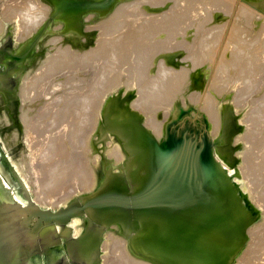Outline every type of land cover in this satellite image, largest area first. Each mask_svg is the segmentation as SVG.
Wrapping results in <instances>:
<instances>
[{
	"label": "rangeland",
	"instance_id": "rangeland-1",
	"mask_svg": "<svg viewBox=\"0 0 264 264\" xmlns=\"http://www.w3.org/2000/svg\"><path fill=\"white\" fill-rule=\"evenodd\" d=\"M151 1L153 0H148V1L147 0H26V1L25 0H15V1L14 0H6V1L4 0V2L3 1L0 2V185L5 195L9 196L10 198L20 203L24 207H29L30 206L29 202L31 201L32 203H34V206L41 211H48L50 213H56L59 210L67 209L69 207H72L75 204L82 205V204H85L86 202L94 200L93 195L95 196V194L93 193L95 192L97 193L99 192V189L103 188L102 186L104 185L105 178L109 176L111 172L114 175L113 176L114 179L112 180V182L114 180H119L120 178L124 179L126 182L129 181L130 178L137 179L135 183L136 185L138 183L137 186L135 187L133 186L132 188L131 186L127 184L128 187L126 188V191L122 193H125L124 199L126 197L131 196L130 200L125 199L128 209L129 207L131 208L129 209L130 210L129 219L130 220L139 219L144 224L141 222H137L138 226L137 225L136 226L138 228L137 227L136 228L126 227L125 228L122 225L121 227H119L118 233L123 235L126 239H128L130 244L134 242L135 244L142 245L141 242L144 241V239L147 240L152 234V232L151 230L147 229L148 222H146V226H145V222H144L145 220L143 221V217H141L140 215H136V211L139 209V207L135 204L136 199L133 197H137L138 195L140 196V194L142 193H149V190H151L150 183L152 182V180L150 178L154 177L153 172L155 171V168L157 169L156 167L157 165L153 166L154 165L153 161L156 160V156L162 155L164 150H167L168 148L172 146H175V145L181 146L183 144L186 154L181 159L182 161L187 162L188 166H191L190 161H193L194 159V156H193V154L195 155L194 152L195 151L198 152L200 149L204 153V156L205 155L207 156L209 164L211 165L212 168H214L215 165L216 166L218 165L220 167L222 171V175L220 177H222L225 180V181L224 180H221V181L224 183L226 188L229 190L233 188L236 191L235 200L233 198H230L231 200L230 199L229 200L232 201L234 205L236 206V209L238 212V218H240L241 223H242L239 229L240 232H239V238L237 242L235 243L233 249L227 255L224 262L220 264H237L239 260L241 259V256L243 255V253H245V251H247L246 254L248 253V255L249 254L253 255V260H252V256H250L252 262L253 261L257 262L260 256H261V259L264 258V256L262 257V255L264 254L262 252L264 249V247L262 248V246H264V242H263L264 238H261V236L262 237L264 236V210H263L264 209V203H263L264 202V196H263L264 195L263 193L264 192V176H263L264 175V161H263L264 160V152H263L264 145L261 146L263 151L260 149L261 148L260 147L258 148L259 151H257V154H256V155H260L258 156V159L256 158L257 161H259L260 159L262 162L259 163L260 162L259 161L256 164V161H252L254 166L251 164L252 162L247 163L245 156H248V155H246L245 153L246 152H248L247 154L250 153L249 151H251L252 149L254 139H257L258 137H262L264 139V134L262 135V133H264V125H263L264 119L262 118L264 117L263 116L264 111L260 112L262 107L264 109V104H263L264 103L263 101L264 100V75H263L264 74V60L262 59L264 57V0H222V2L221 0H216V1L215 0H200V1L196 0L198 3L197 2L195 3L197 4L194 3L195 0H193V2L192 0H188V1L187 0H154L155 2H151ZM26 2L29 5H26L27 4ZM8 3L11 7L8 5ZM22 6H24L23 8H26L27 6L28 10L32 12L33 15H36V16L39 15L40 17L39 18L40 22L36 24L37 26L34 25L33 28L30 26L31 28H29L30 29L29 31L25 29H24L25 31L23 30V28H25L26 26V23L24 22L25 13H22V11L24 10L23 8H21ZM28 6H30L31 8L29 9ZM206 6L208 7L206 8ZM198 7H201V8L203 7L204 10H202L203 8L201 9ZM240 7L243 8L242 10L246 12H243V11L240 12ZM6 8L7 10L10 8L9 10L11 13L14 14V16L13 15L11 16L9 12L6 13L7 11ZM45 8H47L46 9L47 12L44 11ZM4 9L5 11H3ZM26 10L25 12L28 11ZM136 11L137 13H135ZM44 12L46 16L44 15ZM171 12L173 15L171 14ZM238 12L239 14L240 13L241 14L238 15L237 14ZM249 13L250 15H248ZM1 14L3 15L2 17H1ZM8 14L11 17H9ZM133 15H136L134 17V20H133ZM4 16L5 18L8 16V18L5 19ZM245 16H247V18H245ZM137 19L139 22L137 21ZM140 19L143 20V22ZM129 21L136 23L139 26V28L141 27L140 22H142L144 28L151 23V25L148 26L150 29L147 27L149 29L148 31L149 37L152 36L151 39L154 38L153 40L155 41L162 40V47L158 48L157 50L150 51V53H148L149 56L147 55V58H145L146 60L144 59L146 65H144V63L141 65L142 71L140 69L135 70L134 68L133 69L137 72L132 70L131 67L133 65V60L130 58L132 55H129L130 57L127 56L130 59L128 58V60H126L127 62L126 61L124 62V64L126 65L123 67L124 71L122 69H120V71H115L116 69L114 70V68L116 66L113 68V65H114L113 63L115 61L117 62L115 57L118 53L116 52H118L122 47L124 48L125 41L127 42L131 39L133 40L135 36L137 35V34L135 35L132 33L133 32L136 33V30H137L136 28L138 26L135 28V25ZM145 21L147 25L145 24ZM242 22H244V25L242 24ZM247 22L249 24H247ZM22 24H24L25 26ZM246 24L248 26H246ZM244 26L245 28H243ZM172 27L175 29L177 28L174 31L175 35L173 36L175 43L173 42L172 44L169 45V43L171 42H168L167 37L165 36H167L168 28L170 29ZM230 28H232L231 29L232 31L230 30ZM141 29L142 27L139 30ZM239 29H242V30L239 31ZM143 30H141L140 32L138 31L139 32L138 34H140L141 32H142L141 34L145 33ZM218 30L220 31V34H218L219 33ZM227 32L229 33V35ZM232 33L234 35H232ZM240 33H244L241 35L242 37H240ZM129 35H134V36L130 37ZM218 35L220 36V38L218 37V40H217L216 38ZM236 38L238 39L242 38V40H246V42L249 44L252 42L253 44L251 45L255 47V50L252 46H251L252 49L240 48L239 46L241 45L237 46L238 44L235 42V40L238 41V39ZM210 39L213 40V42L210 41ZM214 39H216V41ZM248 39H252L253 41L248 40ZM206 40L208 42L209 41L211 42L210 47L206 46V44L208 43ZM230 40L234 42H231ZM163 41L165 43L164 45H163ZM205 41H206V44H205ZM228 41L231 45L236 43L237 44V45L235 44L236 46L233 45L236 49L232 47L228 43ZM106 42L110 43V45ZM258 42H262V43L259 44ZM227 44L229 45V47H226ZM105 46H107L106 48L108 49H106ZM200 46H202V49ZM115 47L116 49H114ZM97 48L99 51L97 50ZM91 49L93 50L91 51ZM232 49L234 50L238 49V51L241 49L242 51H244L246 56L250 55V57H253V55H255L254 57H256L257 55L258 57H260L259 58L260 62L258 60L259 63L257 62L255 64L256 65L262 64V65L261 66L259 65L258 67V65L256 66L254 64L256 67L254 65H253L254 67L252 66L253 72L248 73L249 75L244 73L243 75L238 77V74H237L238 70L246 66L243 63L246 62L247 64L246 59H248L247 57L245 58V55H243L244 53L240 52V54H242V59L241 58L239 59L241 60V62H243L242 63L243 65L240 64L241 62L238 60V64H237L238 66L236 65L235 66L236 68L232 66L235 68V70L238 67L236 72L233 70L234 68L230 66L227 69L228 70L227 72L217 73V70L215 68H217V63L220 60L221 54L223 53V51H225L226 54L224 56L229 57L228 54L231 52ZM195 50L196 52H194ZM257 50H260V51L258 52ZM59 52H60V55H59ZM66 53L69 55H67ZM247 53L249 54L247 55ZM56 54L59 56V58ZM259 54L262 56H259ZM197 55L198 56L201 55V57L200 58L196 57ZM137 56L138 58H140L139 54L133 55L132 58L136 59ZM239 56L241 57V55ZM54 57L55 58L57 57V59H54ZM110 57H113L114 59ZM258 57H256V59H258ZM50 58L54 59L55 61L57 60L56 62L57 66L53 65L54 60L51 59L53 61L52 62ZM68 58L70 59V61ZM98 58H100L101 60ZM193 58H196L198 61ZM99 60L102 62V64L101 62H99ZM113 60L114 62H112ZM193 60L196 62H193ZM261 60H263V62ZM46 61L48 62L47 63L48 65H46L45 68L41 69L42 65L44 66V64H46ZM50 61H51V65H53L54 67L50 66ZM110 61L112 63H110ZM239 65L241 67H239ZM127 66L129 69H127ZM51 67L54 68V71L50 69ZM262 68H263V71H262ZM165 69H167L168 71L167 70L165 71ZM43 70L45 73H42ZM50 70H52L51 76L49 74ZM130 70H132V73H130ZM139 70L141 71L142 77L139 76L140 74ZM254 70L257 72H260L261 74L254 72ZM94 71H97V72L94 73ZM105 71H108V72H105ZM55 72L56 74H53ZM169 72H172L171 75H169L170 74ZM177 72L179 74L178 75L179 77L176 76ZM34 73L36 75L39 73L38 74L39 76L34 75ZM41 73L44 75V79ZM112 73L114 74L118 73V77H117L118 80H116V82H113V85L111 87H108L110 85V82L108 79L111 75H113ZM102 74L103 76H101ZM45 75H48V76H45ZM137 75H138V78H137ZM32 76L34 78L36 77L34 79V82L32 83L33 86H31L32 84L27 85L28 83L30 84V82L33 81ZM126 76L128 78H126ZM175 76L178 77V81L175 82V85L171 87V91L169 92L170 94H168V97L164 100L166 103L163 101L166 104L165 105L163 103V105H165L166 108L163 105L162 106L164 108H161L160 104L157 101H155L156 97L154 96L158 93L159 90H160L159 96L163 95L162 91L164 92L166 90L165 86L168 85V84L166 85V83H168L167 81L169 80L168 78L171 79L172 77H175ZM251 76L254 77L253 80L250 79L252 78ZM37 77L39 80L37 79ZM41 77L43 81L40 79ZM162 77L163 79H161ZM46 79L48 80L46 81ZM101 79L104 82H102ZM138 79L141 82L138 81L139 82L138 83L137 82ZM155 79L157 81H154ZM35 80H38L39 82L41 80L43 84L41 82L40 84H38L39 82H36ZM99 81L102 82V85L103 83H105V86H102L104 87V89H100V91H98L99 87L97 85V82L99 85H101L100 84L101 82ZM152 82L154 83V85L160 82L158 83L160 86L157 84L159 88H157L158 87L157 85L153 87ZM245 82H247V85L248 84L250 85L247 86ZM64 83L67 85H64ZM36 84L40 85V88L37 87ZM26 86L27 87L31 86V87L30 88L28 87V90H27ZM34 86H36V88H33ZM86 86L88 90L84 89L86 88ZM254 86L257 88H255ZM51 87L53 90L51 89ZM96 87L98 89L97 91L95 90ZM102 87L100 86V88ZM144 87L146 90L144 89ZM216 87L218 88L216 89ZM250 87L252 89L254 88L255 89L251 90ZM31 88H33V90ZM162 88L165 90H163ZM30 89L31 91L28 93L27 91H29ZM89 89L91 91H89ZM142 89H144V92ZM48 90H49L48 92L49 95L46 94ZM95 92H96V97L94 98H96L95 101L96 100L97 101L94 103L95 105H93L95 111L94 112L92 111V114H94L93 115L94 118L96 117V120L92 121L94 122L92 123L94 125V128H93V125L90 124L91 128L93 129H90L89 130L90 132L88 131V129H86L88 133H86L87 132L86 131L85 132L86 134H82L83 136L85 135L84 136L85 139L87 138L86 141L85 139H83L81 134L78 135L79 141H76V144H75L76 148L73 146L70 138L68 139L70 140L73 148H70L69 144L67 143H66L67 146L65 145V143L63 144L65 145V147L63 146L64 151H67L65 149L68 148L69 151L72 149H75L73 151L76 152V151H79L80 148L82 149L84 145L83 141L86 142L84 146L85 148H83L80 152L84 154L86 153L85 155L83 154L81 161L83 160V158H85L84 160H86L87 162L85 161L86 163H83V164L87 166H84L82 163L81 164H82V167L83 166L86 167L84 169H87V167L88 169L91 168L89 171L93 172V174L96 175L95 181L89 187L90 190L89 188L86 191L83 190V185H81V188L80 186L77 188V184L78 183L80 184L79 181H81V184H84V182H86V178H84L86 177L85 173H83L84 175L80 174L79 177L81 178H77L79 181H76L78 183L74 185L75 188H73L74 190L77 188L76 191L73 192L74 195L72 194V191H74L72 189H71L72 190L71 192L70 191H67L68 193L63 192L64 194L65 193L67 194H66V197L62 199V201L63 200L66 201V198L69 196L67 198V201H70V202L67 205V207L66 206L58 207V204L51 206V207L47 205L41 206L40 204H37L35 202V196H34L37 192L40 191L39 193L42 194L48 189L45 186L44 188L46 189L42 188L43 184L46 183L45 181H47V179H45L43 183L42 179L45 177L48 178L47 177L48 174L46 173L47 171H45L47 170L46 167L44 166L46 164L43 165V158L41 157L44 154L42 155L41 152L44 153V151L46 150L45 146L49 145L48 143H49L50 135H52L51 132L53 131L54 126L57 127L56 130L54 131L59 132L58 128L60 127L62 128V129L60 128L62 135L66 134V132L68 131L67 130L68 125L66 123L68 122L66 121L67 118L65 119L66 122L64 121V117L63 118L61 117L62 120L61 118H59L60 116L66 115V114L61 113L62 111L63 113H65L64 109L62 110L61 107L64 108L67 105L65 109H67L68 107L72 108L74 106L73 104L75 105L78 104L80 106L81 103L79 104V102L83 101L85 98H88V96L89 97L91 95L94 96L93 94ZM98 92L99 93L101 92V94H99ZM149 95L150 96L152 95V96L149 97ZM244 95H247V96H244ZM80 96L82 99L79 98ZM159 96H157L156 100H158ZM144 97L148 99L146 100ZM74 98L75 99L77 98L76 99L77 103H74L75 102ZM209 98L211 99L212 105L213 106L216 105V108H218L220 112L222 110H228L229 114L231 113L230 116H232L230 119L227 120L228 123L226 127H223L224 126L223 121L221 120L219 124H217V127H216L217 130L215 129L216 132L215 130H212L213 132L211 133H210V129H211L210 124L204 119H202L203 117H205L204 110L206 109V105H208L207 103L208 101L205 102L206 104H203V101L204 99L208 100ZM65 99L66 101L73 100V104H71L72 101L71 102L69 101L67 103L66 101H64ZM53 100L56 104L53 102ZM56 100L57 101L60 100V101L56 102ZM152 100H153V103H152L153 105H151L152 106L151 108V106L149 105V102L151 103ZM47 101H50L51 103L50 102L48 103ZM137 101H139V103ZM144 101L149 105L148 106L149 109H146L147 106L145 108V105L147 104ZM46 102L50 106H47ZM98 102L100 103L98 104ZM154 102L158 103V107H157V104L156 105L154 104ZM110 103L116 104L117 106L116 105L115 106L118 108L115 107V109L113 110V113H111L112 111H110L109 113H106L107 107L109 106ZM141 103L145 105H142ZM44 104L46 106H44ZM61 104L62 105L64 104V106H62ZM69 104L70 106L71 105L73 106L70 107ZM140 104L142 105V109L140 108L141 106ZM43 106L45 107L44 110L42 109ZM51 106H52V109H51ZM46 107H50V109L49 108L46 109ZM58 107H59L58 111H60V113L57 112ZM150 108L152 109V111ZM153 108H154V111H153ZM45 110L46 112H44ZM142 110L143 112H140ZM147 110H148V113H147ZM54 112L56 114L58 113L61 115H58V114L56 115ZM40 113H41L40 116L42 118L39 116ZM43 113H45V115ZM143 113L147 114V116L144 115ZM149 113L150 114L152 113L151 117ZM178 113H180L179 116H177ZM260 113H263V114H260ZM50 114L53 115L51 116L53 123L55 122L57 124V122H60L58 124H61V126L56 125L55 123L54 125L52 123ZM152 115H154L155 118ZM54 117H56L57 120L59 121H57L56 119L55 121L53 119ZM72 117L74 116L70 117V114H68V120L69 119L72 120ZM146 117L149 118L151 122L153 121V119L154 121L156 120L157 122L159 121L162 122V123L161 122L157 123L155 121V123H157L156 126H159V128H161L157 132V133L160 132L159 134H156V132L154 133L153 132L154 130H152V128H150L149 130V128L146 127L148 123H151L149 119L145 120ZM75 119L76 117L73 118L74 121ZM114 120L117 122H114ZM23 121L24 123L30 121L32 127H30L31 126L30 122L25 123L24 125ZM33 121L36 122V124H34ZM131 122L137 124L138 126L131 125ZM49 123L50 125L51 124L52 125L49 126L48 128L47 126L49 125ZM160 123H161V126H160ZM229 123L232 124L230 127H229ZM259 123L261 126L263 125L262 126L263 129L260 127ZM27 126L30 127L29 129L33 127L36 128V129L33 128V131L31 130L33 134L32 136H31V131L27 129L28 128ZM133 126L134 128H138L137 130H139L140 132H143V134L146 137L145 140L141 139L140 142L136 144L135 137L133 138V135L131 137V135L129 134L130 132L131 134L135 133L133 131L135 130L133 129ZM63 127H64V130H63ZM124 128H127L129 132L127 131V129L124 130ZM42 129H47L45 130L47 132H48V129H50L49 130L50 135H49V132L47 134ZM260 129H262V131ZM38 132H39V135H38ZM41 132L44 134L46 133L45 134L46 136L44 134L40 135ZM257 132L258 133L260 132V133L258 134ZM58 134H61V133H58ZM35 135L38 137H36ZM125 135L126 136L128 135V136L125 137ZM80 137H82L81 142H80ZM122 137H124V139ZM34 138L35 139L38 138L37 139L38 141L37 140L35 141ZM44 138L46 139V141L44 140ZM32 139L34 141L33 142L34 145L32 146L35 147L36 146L35 144L37 143V147H35L36 149L34 147H31ZM39 140L42 141V144L46 142L44 145L40 144L41 147H45V148H41V150L43 149V151L39 150L40 154L36 152L40 148L39 143H41V141ZM64 140L67 142L69 141L67 140V138L65 139V137L63 139V142ZM77 142L78 143L80 142L81 144L80 143L79 144L81 146L78 145ZM255 142L256 140L254 141V143ZM77 146L80 148H77ZM87 146H88V151L83 152V150L85 149L87 150L86 148ZM31 149L33 150V152ZM116 149L117 150L119 149L118 151L121 152V154H119V152L118 154H116V151H117ZM69 151L68 153L70 152L74 153L73 151H70V152ZM76 153H74L73 155L77 156L79 154L77 153L76 155ZM81 153L79 154V157L80 155L82 156ZM107 153L109 156L106 155ZM190 153L192 154L191 156L188 157ZM114 154H115V157H113ZM36 155H38V158L36 157ZM116 155H118V157ZM136 155L137 156L140 155V157L142 156L140 158L142 161L139 159L140 161L137 162L138 164H134V160L135 158H137ZM84 156H87V157L90 156V157L87 158ZM92 157L93 159L95 158L94 159L95 161L91 159ZM39 158H40V163L42 161L41 164L43 166L39 163V160H37ZM116 158L118 161L116 160ZM76 160H77V157H76ZM79 160L80 159L78 158V163H80ZM34 162H36V165L39 163L38 167L39 165H41L40 168L45 167V170H42L43 178L39 177V174L40 176L42 175L41 174L42 171H40V169L37 168L36 165L34 166ZM209 164L207 163L208 167H209ZM255 165L256 167L258 166L260 168L258 167L256 168ZM251 166H253L254 168L252 167L249 169V167ZM35 167H36V170H35V175H34V173H32L31 171L34 172L33 168ZM252 169L255 172H253ZM152 170L153 172H151ZM259 170L260 171L263 170V172H261L263 173L262 176H261V173H259ZM36 171L41 181L40 183L41 188L44 191L40 187L39 188L41 190H39V188L37 187V184L40 181L37 180L36 178L37 177ZM39 171L40 173L38 174ZM214 171L216 172V170ZM251 171L253 172L251 173V176L253 177V179L252 177H249V178L246 177V173L251 172ZM45 174H47V176ZM179 174H181V172H178L177 174V176L180 178L181 175ZM254 174L255 175L259 174V176H255ZM81 175H83L84 177ZM35 179H36V182L38 183L35 182ZM82 179L84 180L83 183H82ZM258 179H260L261 181H259ZM252 180H254L255 182L252 183ZM256 182H258L259 184ZM86 183L84 184V188L86 187ZM218 183H221V182L218 181ZM217 187L218 189H220V186H217ZM35 189H38L39 191ZM117 190H114V191H117ZM64 194L63 196H65ZM28 199L30 200L29 202H27ZM131 199L134 204L130 203ZM56 200L60 201L61 200L60 196L55 197V201ZM255 200L256 202H254ZM260 200H262L263 202L262 201L260 202ZM88 209L90 210L93 208L88 207L86 209L79 211L78 214H82L83 212L86 213L88 212L87 211ZM241 209H242V214H240ZM78 214L76 213L72 215L65 222H61V221L52 222L47 219L46 221L50 222L56 227H58L59 225L61 227L66 228L67 231L65 232L67 233V236L70 240V238L74 239L75 234L77 233V227L73 219ZM115 215L116 216H112V215L110 216L108 214V217H110L109 219L111 221L107 223H110V226L111 225L116 226L117 224L119 225L118 218L122 216L118 215L117 212ZM94 220H96V222H94ZM104 221H105V218L102 219L96 216V219L94 218L92 222V224L94 223V225H96V228H100V230L102 231V234L103 232H105L106 229H109V227L106 226L105 224L106 222ZM102 234H99L98 236V239H97L98 245L96 244L97 246H94L95 247L94 253L97 254L96 256L97 259H95V263L93 264H102V259H101L102 255L106 254L105 253L106 251H103L101 249L102 243L104 242V238L102 237ZM254 243H256V245ZM257 243H259V245H257ZM249 244H251L252 246H250ZM260 245H262L261 248L259 247ZM256 246H258L259 248L258 247L256 248ZM250 247H253V248H250ZM142 250L145 251L146 249H144L143 247ZM248 250H252L250 251L252 253H249ZM101 251L102 253L103 252L104 253L102 254ZM134 253L138 256L145 257L140 251L138 252L136 250L134 251ZM258 256L259 258H257ZM145 258L149 259V257H145ZM263 260L262 262L264 263ZM152 261L154 262V264H162V263H156L153 259ZM172 261L178 262L175 259H173ZM78 262L79 264H87V263H82L80 261ZM182 262L183 263H174V264H190L191 263L189 260H184ZM255 264H258V263H255ZM259 264H261V261H259Z\"/></svg>",
	"mask_w": 264,
	"mask_h": 264
},
{
	"label": "bare ground",
	"instance_id": "bare-ground-1",
	"mask_svg": "<svg viewBox=\"0 0 264 264\" xmlns=\"http://www.w3.org/2000/svg\"><path fill=\"white\" fill-rule=\"evenodd\" d=\"M4 2V0H0V2ZM6 1V0H5ZM15 1V0H14ZM26 1V0H25ZM148 1V0H147ZM188 1V0H187ZM200 1V0H199ZM216 1V0H215ZM144 2V1H143ZM151 2H155L154 0L153 1H151ZM190 2V1H189ZM192 2H193V0H192ZM195 2H197L196 0L194 1V3ZM202 2V1H201ZM201 2H200V4H201ZM205 2H207V1H205ZM221 2H222V0H221ZM10 3V2H9ZM9 3H8V5H9ZM27 3V2H26ZM148 3V2H147ZM198 3V2H197ZM197 3H195V4H197ZM227 3V2H226ZM6 4V3H5ZM19 4H21V3H19ZM199 4V5H200ZM212 4H214V3H212ZM229 4H230V2H229ZM26 5H29L28 3L26 4ZM204 5V4H203ZM206 5V4H205ZM216 5V4H215ZM226 5V4H225ZM242 5V4H241ZM6 6V5H5ZM4 6V7H5ZM10 6V5H9ZM15 6V5H14ZM25 6V5H24ZM24 6H22L21 8H23ZM191 6V5H190ZM196 6V5H195ZM198 6V5H197ZM201 6H202V4H201ZM11 7V6H10ZM17 7V6H16ZM29 7V9L31 8L30 6H28ZM204 7V6H203ZM202 7V8H203ZM208 6H206V8H207ZM227 7V6H226ZM242 7V6H241ZM240 7V12L241 11H243V12H246V11H244V10H242L243 8H241ZM247 7V6H246ZM192 8V7H191ZM190 8V9H191ZM196 8V7H195ZM198 8H201V7H198ZM201 8V9H202ZM206 8H205V10H206ZM3 9V8H2ZM10 9V8H9ZM7 10V8H6V13H8L9 12V14L12 16H14V14L13 13H11L10 12V10ZM15 9V8H14ZM13 9V10H14ZM18 9V8H17ZM24 10V12L22 11V13H25L24 14V22L26 23V26L24 25V24H22V25H24L25 26V28H23L22 26V28H23V30L25 29V30H27V31H29L30 29L29 28H33V26L34 25H36V24H38L39 22H40V17H39V15L38 16H36V15H33V13L32 12H30L29 10H28V8H27V6H26V8H23ZM28 11H27V10ZM46 9L47 8H45V10L44 11H46ZM181 9H183V8H181ZM188 9V8H187ZM25 10L27 11V12H25ZM174 10H176V9H174ZM178 10V9H177ZM195 10V9H194ZM202 10H204V8L202 9ZM239 10V9H238ZM246 10V9H245ZM249 10V9H248ZM3 11H5V9L3 10ZM20 11V10H19ZM179 11H180V9H179ZM186 11V10H185ZM190 11V10H189ZM13 12V11H12ZM47 12V11H46ZM191 12H192V10H191ZM197 12H198V10H197ZM203 12V11H202ZM229 12V11H228ZM242 12V13H243ZM251 12V11H250ZM135 13H137V11L135 12ZM134 13V14H135ZM174 13V12H173ZM181 13V12H180ZM248 13V12H247ZM8 14V15H9ZM139 14V13H138ZM171 14H172V12H171ZM176 14V13H175ZM187 14V13H186ZM235 14V13H234ZM238 15H240L239 14V12L237 13ZM9 15V17H11ZM42 15V14H41ZM44 15H45V12H44ZM173 15V14H172ZM180 15V14H179ZM191 15V14H190ZM196 15V14H195ZM236 15V14H235ZM244 15V14H243ZM248 15H250V13L248 14ZM247 15V16H248ZM3 15L1 14V17H2ZM46 16V15H45ZM136 15H133V20H134V17H135ZM170 16V15H169ZM247 16H245V18H247ZM130 17V16H129ZM174 17V16H173ZM4 18H5V16H4ZM8 18V16L5 18V19H7ZM44 18V17H43ZM190 18V17H189ZM194 18V17H193ZM250 18V17H249ZM124 19H125V17H124ZM186 19V18H185ZM132 20V21H133ZM136 20V19H135ZM141 20V19H140ZM145 20V19H144ZM171 20V19H170ZM249 20V19H248ZM1 21H3V20H1ZM124 21V20H123ZM137 21H138V19H137ZM142 22H143V20H141ZM163 21H165V20H163ZM167 21V20H166ZM184 21V20H183ZM247 21V20H246ZM253 21V20H252ZM129 22H131V21H129ZM134 22V21H133ZM133 22H131V23H133ZM139 22V21H138ZM137 22V23H138ZM142 22H140V26L142 27V29L141 30H143V24H142ZM22 23V22H21ZM149 23V22H148ZM163 23V22H162ZM180 23V22H179ZM134 25H135V28L138 26L136 23H133ZM132 24V25H133ZM139 24V23H138ZM145 24H146V21H145ZM177 24V23H176ZM242 24L244 25V22H242ZM247 24H249L248 22H247ZM246 24V26H248ZM129 25V24H128ZM147 25V24H146ZM149 25H151V23L149 24ZM148 25V26H149ZM189 25V24H188ZM31 26V27H30ZM37 26V25H36ZM148 26H146L145 28H144V32L145 33H143V34H138L141 30H139L140 28H139V26L136 28L137 30H136V33L135 32H133L132 34H137L136 36H135V38L132 40H129V41H125V46H124V48L122 47L118 52H116V53H118L117 55H116V60H117V62L115 63L114 62V60L112 61V62H114L113 64V68H114V70L115 71H120V69H122L123 70V67L124 66H126L125 64H124V62L126 61V60H128V58L130 57L129 55H138L139 54V57L140 58H138V56H137V58L136 59H134V58H132V56L130 57L132 60H133V65L132 64H130V65H132V67L131 66H129V67H131L132 68V70L133 71H135V70H137V69H140L141 71H142V68H141V65L144 63V65H146L145 64V61H144V59L145 58H147V55H148V53H150V51H154V50H157L158 48H160V47H162V40H157V41H155V40H153V39H151L152 38V36L151 37H149V27ZM157 26V25H156ZM222 26V25H221ZM232 26H234V25H232ZM253 26V25H252ZM128 27V26H127ZM149 29H148V28ZM152 27V26H151ZM242 27V26H241ZM153 28V27H152ZM159 28V27H158ZM185 28V27H184ZM235 28V27H234ZM243 28H245V26L243 27ZM242 28V29H243ZM256 28V27H255ZM177 29V28H176ZM175 28H168V32H167V36H165V37H167V41L168 42H171V43H169V45L170 44H172L173 42H174V35H175V30H176ZM222 29V28H221ZM232 28H230V30H231ZM242 29H239V31L240 30H242ZM24 30V31H25ZM129 30H131V29H129ZM223 30V29H222ZM139 31V32H138ZM165 31H166V29H165ZM178 31V30H177ZM219 31V30H218ZM217 31V32H218ZM232 31V30H231ZM234 31H235V29H234ZM245 31V30H244ZM151 32V31H150ZM155 32V31H154ZM153 32V33H154ZM174 32V33H173ZM222 32V31H221ZM249 32H251V31H249ZM122 33V32H121ZM210 33V32H209ZM228 33V32H227ZM123 34V33H122ZM128 34H130V33H128ZM145 34H146V36H145ZM155 34V33H154ZM211 34V33H210ZM209 34V35H210ZM217 34V33H216ZM218 34H220V31H219V33ZM237 34V33H236ZM242 34H244V33H240V37H242L241 35ZM248 34V33H247ZM125 35V34H124ZM166 35V34H165ZM209 35H208V37H209ZM228 35H229V33H228ZM232 35H234L233 33H232ZM239 35V34H238ZM254 35V34H253ZM121 36V35H120ZM130 37L131 36H134V35H129ZM250 36V35H249ZM153 37H155V36H153ZM218 37L220 38V36L218 35L217 36V40H218ZM230 37V36H229ZM236 37H238V36H236ZM257 37V36H256ZM124 38H125V36H124ZM133 38V37H132ZM207 38V37H206ZM231 38V37H230ZM244 38V37H243ZM252 38V37H251ZM140 39H142V40H140ZM165 39V38H164ZM204 39H205V37H204ZM216 39H214L215 41H216ZM233 39H234V37H233ZM236 39H238V38H236ZM246 39V38H245ZM128 40V39H127ZM202 40V39H201ZM248 40H252V39H248ZM207 41V40H206ZM206 41H205V44H206ZM210 41H212L213 42V40H211L210 39ZM209 41V42H210ZM214 41V42H215ZM231 41V40H230ZM253 41V40H252ZM255 41V40H254ZM259 41V40H258ZM261 41V40H260ZM208 42V41H207ZM207 43L206 44V46L208 47H210L211 46V42L210 43ZM231 42H234V41H231ZM235 42L238 44H236V43H234V44H230L229 43V41H228V43L232 46V47H234L233 45H237V46H239V45H241V46H239L240 48H245V49H252V45L251 44H253L252 42L249 44V43H247L246 42V40H242V38H239L238 39V41L237 40H235ZM249 42V41H248ZM257 42V41H256ZM106 43H108V42H106ZM175 43V42H174ZM201 43V42H200ZM217 43H218V41H217ZM216 43V44H217ZM259 44L260 43H262V42H258ZM109 45H110V43H108ZM165 43H164V41H163V45H164ZM168 44V43H167ZM213 44V43H212ZM216 44H214V45H216ZM255 44V43H254ZM105 45V44H104ZM177 45V44H176ZM179 45H180V43H179ZM203 45V44H202ZM235 45V46H236ZM261 45H263V44H261ZM261 45H259V46H261ZM206 46H204V47H206ZM230 46V47H231ZM252 46V47H251ZM107 46H105V48H106ZM114 47V46H113ZM112 47V48H113ZM201 47V49H202V46H200ZM226 47H229V45L227 44L226 45ZM256 47H257V45H256ZM235 48V47H234ZM254 48V50H255V47H253ZM106 49H108V48H106ZM114 49H116V47L114 48ZM200 49V50H201ZM236 49V48H235ZM257 49H259V48H257ZM93 49H91V51H92ZM97 50H98V48H97ZM234 49H232L231 50V52L228 54L229 55V57H225L224 55L226 54V52L225 51H223V53L221 54V56H220V60H219V62L217 63V68H215L216 70H217V73H225V72H227L228 70V68L231 66H236L237 64H238V60L241 62V60L239 59V58H241L242 59V54H240V52L241 53H244V51H242L241 49L238 51V49L237 50H234ZM253 50V51H254ZM261 50V49H260ZM260 50H257L258 52L260 51ZM62 51V50H61ZM99 51V50H98ZM108 51V50H107ZM110 51V50H109ZM116 51V50H115ZM199 51V50H198ZM103 52H104V50H103ZM194 52H196V50L194 51ZM203 52V51H202ZM247 52V51H246ZM250 52V51H249ZM255 52V51H254ZM100 53V52H99ZM138 53V54H137ZM253 53V52H252ZM261 53V52H260ZM67 54V53H66ZM106 54V53H105ZM199 54H201V53H199ZM249 53H247V55H248ZM258 54V53H257ZM57 55V54H56ZM55 55V56H56ZM59 55H60V52H59ZM67 55H69V54H67ZM73 55V54H72ZM75 55V54H74ZM100 55V54H99ZM196 55V54H195ZM194 55V56H195ZM239 55H241V57L239 56ZM243 55H245V58L247 57L248 59H246V61H247V64H246V62L245 63H243V62H241L240 64H245L246 66H244V68L242 67V69L240 68L239 70H238V72H237V74H238V77H240L241 75H243L244 73L245 74H248V73H250V72H253V67L256 65L255 63H257L258 62V60H259V58L260 57H258L257 55H256V57H258V59H256V57H254L255 55H253V57H250V55L249 56H246V54L244 53ZM252 55V54H251ZM58 56V55H57ZM83 56H85V55H83ZM89 56V55H88ZM87 56V57H88ZM96 56V55H95ZM98 56V55H97ZM105 56V55H104ZM110 56V55H109ZM108 56V57H109ZM111 56H112V54H111ZM127 56H129V57H127ZM149 56V55H148ZM259 56H262V55H260L259 54ZM52 57V56H51ZM64 57H65V55H64ZM69 57V56H68ZM77 57V56H76ZM91 57V56H90ZM92 57H94V56H92ZM103 57V56H102ZM107 57V56H106ZM193 57V56H192ZM196 57H201V55L200 56H196ZM58 58H59V56H58ZM83 58V57H82ZM94 58H96V57H94ZM110 58H112V59H114L113 57H110ZM129 58V59H130ZM244 58V57H243ZM244 58V59H245ZM52 58H50V60H51ZM54 59H57V57L55 58L54 57ZM54 59H52V60H54ZM69 59V58H68ZM88 59V58H87ZM98 59H100V58H98ZM193 59H196V58H193ZM229 59V60H228ZM263 60H264V57L262 58ZM51 60V61H52ZM73 60V59H72ZM77 60V59H76ZM101 60V59H100ZM99 60V62H101ZM106 60H107V58H106ZM146 60V59H145ZM197 60V59H196ZM200 60V59H199ZM263 60H261L262 62H263ZM47 61H48V59H47ZM46 61V64H44V66L42 65V68L41 69H43V68H45V66L46 65H48L47 62ZM51 61H50V66H52V67H54L55 65H56V62H57V60L55 61L54 60V62H55V64H54V62H53V65H51ZM69 61H70V59H69ZM84 61V60H83ZM88 61V60H87ZM86 61V62H87ZM103 61V60H102ZM198 61V60H197ZM60 62V61H59ZM65 62V61H64ZM66 62H68V61H66ZM85 62V63H86ZM105 62V61H104ZM111 61H110V63H112ZM127 62V61H126ZM132 62V61H131ZM193 62H196V61H194L193 60ZM259 62H260V60H259ZM258 62V63H259ZM63 63V62H62ZM61 63V64H62ZM60 64V65H61ZM67 64V63H66ZM83 64V63H82ZM101 64H102V62H101ZM116 64V65H115ZM118 64V65H117ZM128 64V63H127ZM242 64V65H243ZM255 64V65H254ZM85 65V64H84ZM100 65V64H99ZM104 65V64H103ZM129 65V64H128ZM144 65H143V67H144ZM254 65V66H253ZM258 65V64H257ZM256 65V66H257ZM260 65V64H259ZM259 65H258V67H259ZM262 65V64H261ZM260 65V66H261ZM57 66V65H56ZM83 66V65H82ZM102 66V65H101ZM161 66V65H160ZM159 66V67H160ZM238 66V65H237ZM253 66V67H252ZM255 66V67H256ZM48 67V66H47ZM50 68V69H52L53 71H54V68ZM63 67V66H62ZM99 67V66H98ZM146 67V66H145ZM234 67H232V68H234ZM239 67H241L240 65H239ZM263 67V66H262ZM65 68V67H64ZM135 70H134V69ZM161 68V67H160ZM236 68V67H235ZM235 68L233 69L235 72L237 71V69H238V67H237V69L235 70ZM49 69V68H48ZM68 69V68H67ZM71 69V68H70ZM102 69H104V68H102ZM126 69V68H125ZM127 69H129L128 68V66H127ZM126 69V70H127ZM145 69V68H144ZM143 69V70H144ZM255 69V68H254ZM257 69V68H256ZM46 70V69H45ZM52 70H50V76H51V71ZM96 70V69H95ZM113 70V69H112ZM113 70V71H114ZM132 70H130V73H132ZM139 70V71H140ZM159 70V69H158ZM162 70V69H161ZM167 69H165V71H166ZM258 70V69H257ZM260 70V69H259ZM41 71V70H40ZM56 71V70H55ZM102 71V70H101ZM124 71V70H123ZM141 71H140V74H139V76L140 77H142L141 76ZM168 71V70H167ZM262 71H263V68H262ZM48 72V71H47ZM95 72H97V71H94V73ZM105 72H108V71H105ZM112 72V71H111ZM111 72H110V74H111ZM128 72V71H127ZM135 72H137V71H135ZM174 72V71H173ZM254 72H257V71H255L254 70ZM40 73V72H39ZM38 73V74H39ZM42 73H45L44 72V70H43V72ZM41 73V74H42ZM98 73H100V72H98ZM103 73V72H102ZM120 73V72H119ZM122 73V72H121ZM126 73V72H125ZM129 73V72H128ZM163 73V72H162ZM170 74L169 75H171V73L172 72H169ZM257 73H260V72H257ZM36 75L35 73H34V75H36V76H39V75ZM40 74V75H41ZM46 74H48V73H46ZM53 74H56V72L55 73H53ZM106 74V73H105ZM113 75H111L110 77H109V82H110V85L108 86V87H111L112 85H113V82H116V80H118L117 79V77H118V73L116 74H114V73H112ZM137 74V73H136ZM142 74H144V73H142ZM261 74V73H260ZM259 74V75H260ZM43 75V74H42ZM96 75V74H95ZM120 75V74H119ZM123 75V74H122ZM129 75V74H128ZM161 75V74H160ZM164 75V74H163ZM179 74H178V72H177V75L176 76H178ZM249 75V74H248ZM251 75V74H250ZM258 75V74H257ZM264 75V74H263ZM45 76H48V75H45ZM99 76V75H98ZM101 76H103V74L101 75ZM172 77L171 79L170 78H168L169 80L167 81L168 83H166V85L167 86H165V88H166V90L165 89H163V90H165L164 92H165V94H164V92L162 91V93H163V95H161V96H159L160 95V90L158 91V95L157 96H159V98H158V100H156L157 99V96L155 95L154 97H156L155 98V101H157L159 104H160V106H161V108H164L163 106H165L166 104V102L164 101L167 97H168V94H170L169 92L171 91V87L173 86V85H175V82H177L178 81V77ZM255 76V75H254ZM33 77V76H32ZM43 77V79H44V75L42 76ZM42 77L40 78L41 80H42ZM164 77V76H163ZM163 77L161 78V79H163ZM167 77V76H166ZM166 77H165V79H166ZM252 77V76H251ZM256 77V76H255ZM29 78H31V77H29ZM36 78V77H35ZM34 77H33V81H31L30 82V84L28 83V81L30 80H28L27 81V85H31L33 82H34V79H35ZM47 78V77H46ZM64 78V77H63ZM95 78V77H94ZM126 78H128L127 76H126ZM126 78H125V80H126ZM137 78H138V75H137ZM137 78H135V79H137ZM155 78V77H154ZM157 78V77H156ZM246 78H247V76H246ZM37 79H38V77H37ZM103 79V78H102ZM101 79V80H102ZM140 79H142V78H140ZM148 79V78H147ZM159 79V78H158ZM250 79H254V77H252V78H250ZM256 79V78H255ZM258 79H259V77H258ZM260 79H261V77H260ZM39 80V79H38ZM38 80H35L36 82H39ZM40 80V82L42 83V81ZM48 79H46V81H47ZM97 80V79H96ZM105 80V79H104ZM149 80V79H148ZM160 80V79H159ZM245 80V79H244ZM72 81V80H71ZM141 82L139 79L137 80V82ZM152 81V80H151ZM154 81H157L156 79L154 80ZM162 81V80H161ZM261 81V80H260ZM40 82L38 83V84H40ZM60 82V81H59ZM74 82V81H73ZM91 82V81H90ZM95 82V81H94ZM99 82H101V81H99ZM102 82H104L103 80H102ZM102 82L100 83L101 85H99L98 84V82H97V85H98V87H99V90L97 89V87H96V91L98 90V91H100V89H104V87H102V86H105V83H103V85H102ZM107 82V81H106ZM138 82V83H139ZM248 82V81H247ZM247 82H245V84L247 85ZM54 83H56V82H54ZM58 83V82H57ZM136 83V82H135ZM151 83V82H150ZM158 83H160V82H158ZM158 83H156V85L158 84ZM163 83V82H162ZM260 83V82H259ZM38 84H36L37 85V87H39L40 88V85H38ZM43 84V83H42ZM90 84V83H89ZM108 84V83H107ZM152 84H153V87H155L156 85H154V83L152 82ZM188 84V83H187ZM256 84V83H255ZM254 84V85H255ZM64 85H67V84H65L64 83ZM69 85V84H68ZM93 85V84H92ZM159 85V84H158ZM157 85V86H158ZM162 85H164V84H162ZM241 85H243V84H241ZM248 85H250V84H248ZM247 85V86H248ZM252 85V84H251ZM257 85V84H256ZM31 86H33V84L31 85ZM30 86V87H31ZM56 86V85H55ZM100 86L102 87V88H100ZM160 86V85H159ZM159 86L157 87V88H159ZM27 87V86H26ZM29 87V86H28ZM28 87H27V90H28ZM29 87V88H30ZM53 87V86H52ZM52 87H51V89H52ZM58 87V86H57ZM130 87V86H129ZM151 87H152V85H151ZM242 87V86H241ZM245 87V86H244ZM253 87V86H252ZM255 87V86H254ZM33 88H36V86H34ZM33 88H31L32 90H33ZM56 88V87H55ZM54 88V89H55ZM141 88V87H140ZM218 87H216V89H217ZM251 88V87H250ZM255 88H257V87H255ZM254 88V89H255ZM31 89L29 90V91H27L28 93L31 91ZM84 89H87V86H86V88H84ZM92 89V88H91ZM144 89H145V87H144ZM144 89H142L143 90V92H144ZM156 89V88H155ZM220 89V88H219ZM218 89V90H219ZM254 89H252L251 88V90H254ZM43 90V89H42ZM53 90V89H52ZM83 90V89H82ZM88 90V89H87ZM87 90H85V91H87ZM106 90V89H105ZM104 90V91H105ZM139 90H141V89H139ZM146 90V89H145ZM153 90V89H152ZM151 90V91H152ZM89 91H91L90 89H89ZM94 91V90H93ZM92 91V92H93ZM104 91H102V92H104ZM149 91H150V89H149ZM239 91V90H238ZM48 92H49V90L47 91V93L46 94H48ZM70 92V91H69ZM156 92V91H155ZM242 92H243V90H242ZM245 92V91H244ZM50 93H52V92H50ZM83 93V92H82ZM99 93V92H98ZM139 93H141V92H139ZM150 93V92H149ZM148 93V94H149ZM78 94H80V93H78ZM89 94H90V92H89ZM99 94H101V92L99 93ZM144 94V93H143ZM191 94V93H190ZM240 94H241V92H240ZM49 95V94H48ZM64 95H65V93H64ZM75 95V94H74ZM85 95V94H84ZM94 96H88V98H85L83 101H81V102H79V104H80V106L77 104V105H75V104H73V100H71L72 101V103L71 104H73V105H71V106H73L72 108H67V109H65L66 108V106L64 107V108H62L61 107V109L63 110L64 109V112L65 113H63V111L61 112L62 114H66V115H64V116H60L59 118H63L64 117V121H65V119L67 118V120L66 121H68V122H66L67 123V125H68V131L66 132V134H64V135H62V132L60 131V128H58L59 129V132L58 131H54V130H56V126H54V128H53V131L51 132V134L52 135H50V132H49V130L50 129H48V132H49V135H50V139H49V145H46L45 147H46V150L44 151V153L43 152H41V154L43 155V156H41L42 158H43V165L44 164H46V165H44L45 167H46V169L47 170H45V167H43V168H40V166L42 165L41 163H42V161H41V163H40V158L39 159H37V160H39V163L41 164V165H39V167H38V164L36 165V162H34V166L36 165V167L37 168H39L40 169V171H42V170H45V171H47L46 173L48 174V176H47V174H45L48 178H46L45 176V178H43L42 176H43V171H42V175L40 176V171L38 172V174H39V177L40 178H43L42 180H43V183H44V180L45 179H47V181H45L46 183L45 184H43V189H46V188H48L47 189V191H45V192H43L42 194L41 193H39L40 191L39 190H41L42 188H41V181H40V178L38 177V175H37V171H36V178H37V180H39L40 182L38 183V182H36V179H35V182L36 183H38L39 184V186H38V184H37V187L39 188V190L38 189H35V190H38L39 192H37L36 193V191H35V202L37 203V204H40L41 206L42 205H47V206H49V207H51V206H54V205H57L58 204V207H63V206H66L67 207V205L69 204V202L70 201H67V198L69 197H67L66 198V201L65 200H63L62 201V199H64V197H66V194L68 193L67 191H72V190H74L73 188H75V186L74 185H76L78 182H76V181H79L77 178H81V177H79L80 176V174H83V173H85V175H86V177H84L83 175H81V176H83L84 178H86V182H84V178L82 179V183L84 182V184L86 183V187L84 188V184H81V181H79L80 182V184L78 183L77 184V188L80 186V188H81V185H83V190H87L92 184H93V182L95 181V176L96 175H94L93 174V172H90L89 170L91 169H88V167H87V169H84V168H86V167H84V166H87V165H85V164H83V163H86L87 161L86 160H84L85 158H83V162L81 161V159H82V157H83V154L84 153H81L80 151L83 149V148H85L84 146H85V143L86 142H84L83 141V143H84V145H83V147H82V149L80 148V147H78L77 146V148H80L79 149V151H76L77 153H81L82 154V156L80 155V157H79V154L77 155V153L75 152V151H73V150H75V149H72V150H70V151H73L74 153H76V155L77 156H74L73 154L74 153H72V152H70L69 150H68V148L67 149H65V150H67V151H64V147H65V145H66V143L67 144H69V146H70V148H73L72 147V144H73V146L75 147V144H76V141H79V139H78V135L79 134H86V133H88V131L90 130V129H93L94 128V125L92 124V123H94V122H92V121H94V120H96V117L94 118V114H92V111L94 112L95 110H94V106L93 105H95L94 103L97 101H95V99L96 98H94V97H96V92L93 94ZM142 95V94H141ZM140 95V96H141ZM67 96V95H66ZM79 96V95H78ZM77 96V97H78ZM86 96V95H85ZM98 96V95H97ZM100 96V95H99ZM152 96V95H151ZM150 95H149V97H151ZM190 96V95H189ZM244 96H247V95H244ZM61 97H63V96H61ZM71 97V96H70ZM70 97H68V98H70ZM75 97V96H74ZM143 97V96H142ZM148 97V96H147ZM216 97H217V95H216ZM263 97V96H262ZM261 97V98H262ZM67 98V99H68ZM79 98H81V96L79 97ZM79 98H78V100H79ZM101 98V97H100ZM145 98V97H144ZM188 98V97H187ZM192 98V97H191ZM234 98V97H233ZM242 98H244V97H242ZM24 99V98H23ZM71 99H73V98H71ZM77 99V98H76ZM76 99L74 98V100H75V102L74 103H77V101H76ZM82 99V98H81ZM97 99H99V98H97ZM146 99V98H145ZM148 99V98H147ZM146 99V100H147ZM151 99V98H150ZM149 99V100H150ZM241 99V98H240ZM246 99V98H245ZM244 99V100H245ZM263 99V98H262ZM112 100V99H111ZM153 100H154V98H153ZM153 100L151 101V103L149 102V105L151 106V105H153L152 103H153ZM168 100V99H167ZM238 100V99H237ZM244 100H242V101H244ZM60 101V100H59ZM59 101H57L56 100V102H59ZM64 101H66V99L64 100ZM70 101V100H69ZM69 101H66L67 103L69 102ZM70 101V102H71ZM165 103H164V102ZM208 101V102H207ZM255 101H257V100H255ZM264 101V100H263ZM48 103L50 102V101H47ZM46 102V103H47ZM53 102H54V100H53ZM52 102V103H53ZM66 102H65V104H66ZM138 103H139V101H137ZM136 102V103H137ZM142 102V101H141ZM145 102V101H144ZM143 102V103H144ZM205 102H207L208 103V105H206V109L204 110V114H205V117H203L202 119H204L205 121H207L209 124H210V127H211V129H210V133L211 132H213L212 130H217V124H219V122L222 120L223 121V127H226L227 126V120L228 119H230L232 116H230V114H229V111L228 110H222L221 112L218 110V108H216V105L215 106H213L212 105V103H211V99L209 98L208 100H206V99H204V101H203V104H206ZM45 103V104H46ZM47 103V106H50L49 104ZM51 103V102H50ZM55 103V102H54ZM53 103V104H54ZM61 103V102H60ZM100 102H98V104H99ZM103 103V102H102ZM146 103V102H145ZM158 103H156V102H154V104L156 105L157 104V107H158ZM163 103L165 104V105H163ZM168 103V102H167ZM260 103V102H259ZM44 104V106H46ZM56 104V103H55ZM97 104V105H98ZM142 104V103H141ZM140 104V105H141ZM147 104V103H146ZM169 104V103H168ZM238 104V103H237ZM262 104V103H261ZM264 104V103H263ZM59 105V104H58ZM62 105V104H61ZM116 104H114V103H110L109 104V106L107 107V111H106V113H109L110 111H112L111 113H113V110L115 109V107L117 106H115ZM142 105H145V104H142ZM142 105L140 106V108L142 109ZM148 104L147 105H145V108H146V106H147V108L146 109H149V106ZM163 105V106H162ZM43 106V110H44V107ZM53 106V105H52ZM52 106H51V109H52ZM62 106H64V104L62 105ZM69 106H70V104H69ZM70 106V107H71ZM227 106V105H226ZM57 107V106H56ZM97 107V106H96ZM106 107V106H105ZM132 107H133V105H132ZM135 107V106H134ZM144 107V106H143ZM255 107H256V105H255ZM262 107V106H261ZM260 107V108H261ZM47 108H49L50 109V107H46V109ZM116 108H118V107H116ZM131 108V107H130ZM136 108V107H135ZM134 108V109H135ZM151 108H152V106H151ZM150 108V109H151ZM156 108V107H155ZM165 108H166V106H165ZM55 109V108H54ZM53 109V110H54ZM144 109V108H143ZM157 109V108H156ZM253 109H255V108H253ZM262 109H263V107H262ZM261 109V111L260 112H262V111H264V109L262 110ZM56 110V109H55ZM59 110V107L57 108V112L58 113H60V111H58ZM131 110V109H130ZM136 110H138V109H136ZM41 111V110H40ZM39 111V112H40ZM117 111V110H116ZM151 111H152V109H151ZM153 111H154V108H153ZM156 111V110H155ZM44 112H46V110L44 111ZM56 112V111H55ZM54 112V113H55ZM140 112H143V110L142 111H140ZM139 112V113H140ZM145 112V111H144ZM53 113V114H54ZM57 113V114H58ZM96 113V112H95ZM147 113H148V110H147ZM255 113V112H254ZM44 115H45V113H43ZM48 114V113H47ZM56 114V113H55ZM54 114V115H55ZM56 114V115H57ZM68 114H70V117L71 116H74V117H76V119H75V121L73 120V118L74 117H72V120L71 119H69L68 120ZM103 114V113H102ZM144 114V113H143ZM152 114V113H151ZM151 114L149 113V115H150V117H151ZM164 114V113H163ZM260 114H263V113H260ZM259 114V115H260ZM41 115V113L39 114V116ZM58 115H61V114H58ZM144 115H146L147 116V114H144ZM155 115V114H154ZM154 115H152L153 117H154ZM162 115V114H161ZM180 115V113H178V115L177 116H179ZM252 115H253V113H252ZM251 115V116H252ZM257 115H258V113H257ZM51 116H53L52 114H50V118H51V121H52V123H53V120H52V117ZM175 116H176V114H175ZM250 116V115H249ZM262 116V115H261ZM264 116V115H263ZM41 117V116H40ZM57 117V116H56ZM56 117H54L53 119L55 120H57V118ZM153 117H152V119H153ZM220 117V118H219ZM253 117V116H252ZM23 118V117H22ZM42 118V117H41ZM58 118V119H59ZM62 118H61V120H62ZM155 118V117H154ZM260 118V117H259ZM263 119H264V117H262ZM34 119V118H33ZM46 119V118H45ZM149 118H145V120H148ZM165 119V118H164ZM233 119V118H232ZM252 119V118H251ZM262 119V120H263ZM36 120V119H35ZM34 120V121H35ZM55 120V121H56ZM106 120V119H105ZM249 120H250V118H249ZM25 121V120H24ZM24 121H23V123H24ZM33 121V122H34ZM51 121H49V122H51ZM57 121H59V120H57ZM71 121H73V122H71ZM149 121H150V119H149ZM156 121V120H155ZM155 121H154V119H153V123L151 122V123H146L147 125H146V127L147 128H149V130H150V128H152V130H154L153 132L155 133L156 132V134H159V133H157L161 128H159V126H156V124L157 123H159V122H161V121H159V122H157V123H155ZM253 121V120H252ZM251 121V122H252ZM30 122V121H29ZM29 122H25V123H29ZM48 122V121H47ZM65 122H64V124H65ZM112 122V121H111ZM114 122H117V121H115L114 120ZM232 122V121H231ZM261 122V121H260ZM25 123H24V125H25ZM55 123V122H54ZM53 123V124H54ZM58 123H60V122H57V124L56 125H60L61 126V124H58ZM61 123H63V122H61ZM145 123V122H144ZM162 123V122H161ZM161 123H160V126H161ZM255 123V122H254ZM258 123V122H257ZM34 124H36V122H34ZM33 124V125H34ZM48 124V123H47ZM47 124H46V126H47ZM54 124V125H55ZM63 124V125H64ZM90 124L91 125H93V128H91V126H90ZM100 124V123H99ZM250 124V123H249ZM262 124V123H261ZM28 125V124H27ZM30 125H31V122H30ZM52 125V124H51ZM50 125V123H49V125L47 126L48 128H49V126H51ZM67 125H65V126H67ZM131 125H135V126H138L137 124H135V123H132L131 122ZM232 124H230L229 123V127L231 126ZM259 125H260V123H259ZM263 125H264V123H263ZM262 125V126H263ZM29 126V125H28ZM27 126V127H28ZM35 126V125H34ZM103 126V125H102ZM125 126H127V125H125ZM254 126V125H253ZM262 126L260 125V127L262 128ZM30 127H32V125L30 126ZM30 127H28L27 129H29ZM37 127V126H36ZM45 127V126H44ZM46 127V128H47ZM90 127V128H89ZM109 127V126H108ZM252 127V126H251ZM258 127V126H257ZM34 128V127H33ZM33 128H31V129H29L30 131L32 130L33 131ZM51 128V127H50ZM164 128V127H163ZM34 129H36V128H34ZM57 129V130H58ZM62 129V128H61ZM86 129H88V131L86 130ZM127 128H124V130H126ZM133 129H135V130H133L135 133H132L131 134V132L129 133L130 135H131V137H132V135H133V138L135 137V140H136V144L138 143V142H140V140L141 139H146V137H145V135L143 134V132H140L139 130H137L138 128H134V126H133ZM223 129V128H222ZM263 129V128H262ZM262 129H260L261 131H262ZM42 130H47V129H42ZM63 130H64V127H63ZM99 130V129H98ZM216 130H215V132H216ZM224 130V129H223ZM254 130V129H253ZM255 130H257V129H255ZM32 131H31V136L33 135L32 134ZM87 131V132H86ZM127 131H128V129H127ZM47 134H48V132L47 131H45ZM61 133V134H58V133ZM63 132H65V131H63ZM86 132V133H85ZM90 132V131H89ZM111 132V131H110ZM129 132V131H128ZM139 132V133H138ZM152 132V133H153ZM36 133H37V131H36ZM45 133V134H46ZM126 133V132H125ZM151 133V132H150ZM251 133V132H250ZM258 133V132H257ZM260 133V132H259ZM258 133V134H259ZM42 134H44V133H42L41 132V134L40 135H42ZM44 134V135H45ZM128 134V133H127ZM156 134H155V136H156ZM213 134V133H212ZM212 134H210V135H212ZM254 134V133H253ZM264 133H262V135H263ZM37 135V134H36ZM35 135V136H36ZM38 135H39V132H38ZM43 135V136H44ZM49 135H47V136H49ZM100 135V134H99ZM261 135V136H262ZM46 136V135H45ZM85 136V135H84ZM84 136L82 135V137H83V139H85L84 138ZM128 136V135H127ZM126 135H125V137H127ZM159 136V135H158ZM248 136V135H247ZM257 136V135H256ZM36 137H38V136H36ZM35 137V138H36ZM64 137H65V139L67 138V140H69L68 138H70L71 139V142H72V144H71V142H70V140L68 141V142H70V143H68L67 141H65L64 140V142H63V139H64ZM82 137H80V142L82 141ZM131 137H129V138H131ZM244 137V136H243ZM251 137H253V136H251ZM30 138V137H29ZM34 138V139H35ZM40 138V137H39ZM42 138V137H41ZM46 138V137H45ZM44 138V140L46 141V139ZM123 139H124V137H122ZM259 138V139H258ZM257 139H254V141L256 140V142L254 143V141H253V145H252V149H251V151H249L250 153L249 154H247L248 152H246L245 154L246 155H248V156H245L246 157V160H247V163H249V162H252V161H256V164L259 162V163H261L262 161L259 159V161H257V159H258V156H260V155H256L257 154V151H259L258 150V148H260L262 145H264V139L262 138V137H258ZM38 139V138H37ZM37 139H35V141L37 140ZM47 139H48V137H47ZM87 139V138H86ZM86 139H85V141H86ZM253 139V138H252ZM42 140V139H41ZM41 140H39V141H41ZM94 140V139H93ZM130 140V139H129ZM245 140V139H244ZM38 141V140H37ZM43 141V140H42ZM42 141H41V143H39V146H40V148L38 149V151L40 150V151H43V149L41 150V148H45V147H41V145L40 144H42ZM92 141V140H91ZM125 141V140H124ZM246 141H248V140H246ZM34 141H33V139H32V141H31V147H34V146H32V145H34V143H33ZM79 142V143H80ZM251 142V141H250ZM36 143V142H35ZM46 142H44V144H45ZM65 143V145H63ZM78 143V142H77ZM78 143V145H80ZM82 143V144H83ZM44 144H42V145H44ZM94 144V143H93ZM125 144V143H124ZM124 144H123V146H124ZM141 144V143H140ZM36 146L35 147H37V143L35 144ZM202 145V144H201ZM64 146V147H63ZM67 146V145H66ZM68 146V147H69ZM81 146V145H80ZM132 146V145H131ZM175 146H177V145H175ZM175 146H172V147H170V148H168L167 150H164V152L162 153V155H158V156H156V160L155 161H153V163H154V165L153 166H155V165H157L158 163H162L163 161H165V160H169V162H173V159L172 158H170V156L169 155H171V154H174L173 152H172V150L173 149H175L174 147ZM250 146V145H249ZM34 147V148H35ZM251 147V146H250ZM34 148H32V149H34ZM76 148V147H75ZM87 148V150L85 149V150H83V152H85V151H88V146L86 147ZM134 148V147H133ZM31 149V150H32ZM36 149V148H35ZM112 149V148H111ZM131 149V148H130ZM135 149V148H134ZM261 150H262V147L260 148ZM263 149H264V147H263ZM117 150V149H116ZM119 150V149H118ZM116 151V154H118V152L119 151ZM137 150V149H136ZM38 151H36L38 154H40V151L38 152ZM68 151L70 152V153H68ZM108 151V150H107ZM106 151V152H107ZM135 151V150H134ZM138 151V150H137ZM263 151V150H262ZM32 152H33V150H32ZM36 152H34V153H36ZM199 152V151H198ZM198 152H197V154H198ZM264 152V151H263ZM109 153V152H108ZM108 153L106 154V155H108ZM114 153V152H113ZM86 154V153H85ZM84 154V155H85ZM112 154V153H111ZM119 154H121V152H119ZM133 154V153H132ZM204 156V154H201V153H199V155L197 156V160H196V162L199 160V164H197V166L196 167H193L192 168V170L194 171V173H195V175H196V178H197V180L199 181V182H202L203 184L204 183H206L207 185L205 186V188H208L209 186L208 185H210L211 184V182H212V184H213V186L212 187H214V185L215 184H217V186H220V189H218V193H219V196H220V198L222 199V201L220 200V202L222 203V206H221V208H220V210H219V215H221V216H224V217H226V220L228 221L227 222V226L229 227L228 229H227V231H229V232H234L235 230L234 229H236L237 228V225H236V223H237V221H236V219H235V215H234V212H233V210H232V207L229 205V201L231 200L230 198H233L234 200H235V198H236V191L233 189V188H231L230 190L229 189H227L226 188V186L224 185V183L221 181V180H224L222 177H220L221 175H222V171H221V169H220V167L217 165H215L214 166V168H212V174L211 173H209L208 174V171H207V167H208V165H207V163H209L208 162V159H207V157H205V159L202 157V156ZM109 156V155H108ZM117 157H118V155H116ZM133 156V155H132ZM137 156V155H136ZM168 156V157H167ZM182 156V155H181ZM189 156H191L190 154L188 155V157ZM257 156V157H256ZM36 157L38 158V155H36ZM76 157H77V160H76ZM84 157H87V156H84ZM90 157V156H89ZM89 157H87V158H89ZM98 157V156H97ZM111 157V156H110ZM113 157H115V154L113 155ZM142 157V156H141ZM140 157V155L139 156H137V158H135V160H134V164H138L137 162H139L141 159ZM255 157V158H254ZM262 157H263V155H262ZM78 158L80 159L79 160V162L80 163H78ZM121 158V157H120ZM257 158V159H256ZM92 160H94L93 159V157L91 158ZM115 159V158H114ZM123 159V158H122ZM140 159V160H139ZM262 159V158H261ZM116 160H117V158H116ZM195 160V159H194ZM246 160H244V161H246ZM86 161V162H85ZM95 161V160H94ZM118 161V160H117ZM121 161V160H120ZM142 161V160H141ZM264 161V160H263ZM92 162V161H91ZM84 165L83 167H82V164ZM89 163V162H88ZM93 163V162H92ZM114 163H116V162H114ZM143 163V162H142ZM246 163V164H247ZM255 163V162H254ZM141 164V163H140ZM186 164H188V163H186ZM253 166H254V164H253V162L251 163ZM263 164V163H262ZM261 164V165H262ZM31 165V164H30ZM42 165V166H43ZM90 165V164H89ZM213 165V164H212ZM33 166V165H32ZM211 166V165H210ZM245 166V165H244ZM249 166V165H248ZM248 166H247V168H248ZM253 166H251V167H249V169L250 168H252ZM36 167L35 168H33V170H34V172L33 171H31L32 170V168H31V172L32 173H34V175H35V170H36ZM255 167H256V165H255ZM258 167V166H257ZM256 167V168H257ZM111 168V167H110ZM254 168V167H253ZM258 168H260V167H258ZM190 169V170H189ZM216 170V172L214 171V170ZM38 170V169H37ZM84 170V171H83ZM247 170V169H246ZM44 171V172H45ZM83 171V172H82ZM114 171V170H113ZM189 171V173H187ZM252 171L253 172H255L253 169H252ZM247 172L246 173V177H252L251 176V173H253V172ZM151 172H153V170L151 171ZM261 172H263V170L262 171H260L259 170V173H261ZM114 173V172H113ZM154 173V172H153ZM191 167L190 168H188V167H186V169H185V174L187 175V174H190V176H191ZM256 173H257V171H256ZM262 174L263 173H261V176H262ZM255 175V174H254ZM33 176V175H32ZM114 175L112 174V172H111V174L109 175V176H107L106 178H105V182H104V185L101 187L102 189H99V192H95V193H93V194H95V196L93 195V197H94V199H96V197L98 198V200L99 201H97V203H93V204H91V207H93V209H88L87 211L88 212H86V213H82V214H78L77 216H75L74 217V219H73V221H75V225H76V227H77V233L75 234V238L74 239H71L70 238V243H71V245H72V248H73V250H74V253H75V255H76V258H77V260L78 261H80V262H82V263H89V264H93V263H95V259H97L96 258V256H97V254L96 253H94V249L92 250L91 249V246H97L98 245V243H97V239H98V236H99V234H102V231L100 230V228H96V225H94V223L92 224V222H93V219L95 218L96 219V216H98L99 218H105V221L104 222H106L105 224H106V226H108L109 227V229H106L105 230V232H103V234H102V237L104 238V242L102 243V246H101V249L103 250V251H106L105 253V255H102V264H154V262L152 261V259L156 262V263H162V264H174V263H183L182 261H184L185 260V257H178V256H176L175 255V257H174V252H176V251H178V247H176V246H172V245H168V244H170L171 242H168V243H162L160 240H161V236L159 235V232H158V223H157V221H156V219L154 218L155 217V215H156V211L155 210H151V212L150 213H147V214H141V217H143V221L145 222V226H146V222H148V227H147V229H149V230H151V231H155L156 232V234H157V236H155L156 237V239H153L155 242H157L158 244H159V246L158 245H156L154 242H153V240H152V242L151 241H148V240H146V239H144V241H142L141 243H142V245H138V244H135L134 242L132 243V244H130L129 243V240L128 239H126L123 235H121V234H119L118 233V230H119V227H121L122 225L126 228V227H131V228H136L137 226H138V224H137V222H141V223H143L141 220H139V219H135V220H130L129 219V213H130V210L129 209H131L130 207H129V209H128V207H126V206H124V201L121 199H116V198H119L121 195H124L125 193H122V192H124V191H126V188L128 187V185L129 186H131L132 188H133V186L135 187V186H137L138 185V183H137V185L135 184L136 183V181H137V179H129V181H125L124 179H122V178H120L119 180H114L113 182H112V180L114 179V177H113ZM123 176V175H122ZM138 176V175H137ZM151 176V175H150ZM255 176H259V174L258 175H255ZM254 176V177H255ZM264 176V175H263ZM129 177V176H128ZM132 177V176H131ZM143 178V177H142ZM150 178V177H149ZM256 178V177H255ZM258 178V177H257ZM75 179H77V180H75ZM104 179V178H103ZM102 179V180H103ZM151 179V178H150ZM252 179H253V177H252ZM261 179H262V177H261ZM81 180V179H80ZM255 180V179H254ZM254 180H252V183L253 182H255ZM259 181H261L260 179H258ZM34 181V180H33ZM146 181V180H145ZM209 181H211V182H209ZM218 181H220L221 183H218ZM225 181V180H224ZM99 182H100V180H99ZM129 182V183H128ZM256 183H258V182H256ZM128 184V185H127ZM146 184V183H145ZM211 184V185H212ZM259 184V183H258ZM257 184V185H258ZM44 186L46 187V188H44ZM143 186H144V184H143ZM76 188V189H77ZM42 189V190H43ZM72 189V190H71ZM76 189L74 190V191H72V194H73V192H75L76 191ZM118 189V190H117ZM212 189V188H211ZM80 190V189H79ZM89 190H90V188H89ZM96 190V189H95ZM114 190H117V191H114ZM44 191V190H43ZM42 192V191H41ZM63 192H67V193H63ZM69 192V193H70ZM93 192V191H92ZM137 192H139V191H137ZM87 193V192H86ZM90 193V192H89ZM264 193V192H263ZM63 194L65 195V196H63ZM262 194V193H261ZM27 195V194H26ZM71 195V194H70ZM74 195V194H73ZM72 195V196H73ZM223 195L226 197V199H227V202L224 200V197H223ZM263 195V194H262ZM58 196H60V198H61V200L59 201H55V197H58ZM62 196H63V198H62ZM72 196H71V198H72ZM264 196V195H263ZM262 196V197H263ZM26 197V196H25ZM93 197H91V198H93ZM258 197V196H257ZM261 197V196H260ZM260 197H259V199H260ZM84 198V197H83ZM91 198H89V199H91ZM230 199V200H229ZM85 200V199H84ZM263 200V199H262ZM262 200H260V202L262 201ZM30 200L28 199L27 200V202H29ZM64 201H65V203H64ZM89 201V200H88ZM207 201H209L208 200V198L206 197V202L205 203H207ZM258 201V200H257ZM211 202H213V201H211ZM254 202H256V200L254 201ZM263 202V201H262ZM29 203H32L31 201L29 202ZM231 203H233L232 201H231ZM258 203V202H257ZM264 203V202H263ZM34 204V203H33ZM212 206H213V204H212ZM260 206V205H259ZM236 207V206H235ZM261 207V206H260ZM263 209V208H262ZM264 210V209H263ZM90 211V212H89ZM145 211V210H144ZM116 212L118 213V215H120V216H122V217H120V218H118V220H119V225L117 224L116 226H113V225H111L110 226V223H107V222H109V221H111L109 218L110 217H108V214L111 216H116L115 214H116ZM231 213V216H229V214ZM240 214H242V209H241V213ZM96 215V216H95ZM105 216H107V217H105ZM153 217V218H152ZM113 218V217H112ZM100 221V220H99ZM136 221V222H135ZM94 222H96V220H94ZM102 222V221H101ZM101 224V223H100ZM144 224V223H143ZM137 225V226H136ZM218 225V224H217ZM217 225H216V227H217ZM113 226V227H112ZM99 227V226H98ZM111 227V228H110ZM157 227V228H156ZM58 228L59 229H61L62 231H67L66 230V228H64V227H61V226H59L58 225ZM138 228V227H137ZM145 228V227H144ZM151 228V229H150ZM231 228V229H230ZM260 228H261V226H260ZM255 229V228H254ZM258 229V228H257ZM148 230V231H149ZM261 230V229H260ZM147 231V232H148ZM162 231L164 232L165 231V229L164 228H162ZM259 232V231H258ZM66 233V232H65ZM213 233V234H212ZM261 233H262V231H261ZM208 234H211V235H213L212 237L210 236V235H208ZM208 234H205L204 236H203V238L204 239H206V240H209V242H211V241H218V239H217V236H216V232H215V229H214V227H212V231H211V233H208ZM235 234V233H234ZM234 234H232V235H230L229 236V238L228 239H224V240H227V241H233V240H235V238H234ZM259 234V233H258ZM101 236V235H100ZM258 236V235H257ZM101 237V238H102ZM100 238V239H101ZM145 238V237H144ZM164 238V237H163ZM257 238V237H256ZM261 238H264V236L262 237L261 236ZM135 239V238H134ZM136 240V239H135ZM134 240V241H135ZM165 240V239H164ZM261 240V239H260ZM262 241H263V239H262ZM102 242V241H101ZM136 242V241H135ZM249 242H251V241H249ZM261 242V241H260ZM264 242V241H263ZM253 243V242H252ZM97 244V245H96ZM101 244V243H100ZM255 245H256V243H254ZM250 246H252L251 244H249ZM248 245V246H249ZM257 245H259V243H257ZM261 246L262 245H260L259 247L261 248ZM134 247V248H133ZM143 247H144V249H146L145 251L144 250H142L143 249ZM255 247V246H254ZM258 246H256V248H257ZM258 247V248H259ZM264 246H262V248H263ZM95 248V247H94ZM232 248V247H231ZM248 248V247H247ZM250 248H253V247H250ZM97 249V248H96ZM100 249V250H101ZM140 251L145 257H149V259L147 258H145V257H142V256H138V255H136L135 253H134V251ZM175 250V251H174ZM258 250V249H257ZM256 250V251H257ZM249 251V253H252V252H250V251H252V250H248ZM254 251V250H253ZM259 251V250H258ZM246 252L247 251H245V253H243V255L241 256V259L239 260V262L237 263V264H255V263H258L259 264V261H261V264H264L263 262H262V260L264 259H261V256H260V258H259V256L257 257V258H259V260H257V262L256 261H253L252 262V260H253V255L252 254H249L248 255V253L246 254ZM263 253H264V249H263V251H262ZM101 253H102V251H101ZM104 253V252H103ZM102 253V254H103ZM171 253V254H170ZM245 254V255H244ZM100 255V254H99ZM255 255V254H254ZM258 255V254H257ZM101 256V255H100ZM99 256V257H100ZM249 256V257H248ZM250 256H252V260H251V257ZM264 256V254L262 255V257ZM151 258V259H150ZM173 259H175V260H177L178 262H176V261H172ZM226 259V258H225ZM224 258L223 259H220L219 260V262L217 261V262H215V263H223L224 262V260H225ZM170 260V261H169ZM255 260V259H254ZM264 261V260H263Z\"/></svg>",
	"mask_w": 264,
	"mask_h": 264
},
{
	"label": "water",
	"instance_id": "water-1",
	"mask_svg": "<svg viewBox=\"0 0 264 264\" xmlns=\"http://www.w3.org/2000/svg\"><path fill=\"white\" fill-rule=\"evenodd\" d=\"M174 148L172 150L174 154L169 155L173 162L165 160L157 164L154 177L151 178L149 193L133 197L139 207L136 215L141 216L150 213L151 210L156 211L154 218L158 223L160 241L171 242L168 245L178 247L174 257L175 255L185 257V260L191 262L190 264H220L215 262L225 259L239 238L242 223L238 218L237 209L234 203L229 201L237 221L235 231L229 232L226 217L219 215L222 199L217 184L212 187L213 184L209 181L212 185L205 188L207 184L199 182L192 170L199 164V160L196 162L199 153H204L200 149L198 154L195 151V155L193 154L195 160L190 161L191 166H188L187 162L181 159L186 154L183 144ZM202 157L205 159L207 156ZM186 166L191 167V176L185 174ZM207 171L208 174H212L210 164ZM178 172H181L180 178L177 176ZM206 197L209 200L207 203H205ZM223 197L227 202L226 197L224 195ZM130 198L131 196L125 199L130 200ZM116 199H122L124 206L128 207L124 195ZM97 201L98 198L50 213L39 210L33 203H29V207H24L5 195L0 185V264H79L67 233L46 219L52 222H65L72 215L91 207V204ZM130 203L134 204L132 199ZM212 227L215 229L218 241L209 242L203 236L211 233ZM162 228L165 229L164 232ZM151 232L147 240L152 242L157 234L154 230ZM232 234L235 235V240L231 242L224 240ZM153 242L159 246L154 240Z\"/></svg>",
	"mask_w": 264,
	"mask_h": 264
},
{
	"label": "flooded vegetation",
	"instance_id": "flooded-vegetation-1",
	"mask_svg": "<svg viewBox=\"0 0 264 264\" xmlns=\"http://www.w3.org/2000/svg\"><path fill=\"white\" fill-rule=\"evenodd\" d=\"M91 249L93 250L94 249V246H91Z\"/></svg>",
	"mask_w": 264,
	"mask_h": 264
}]
</instances>
